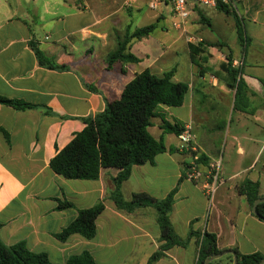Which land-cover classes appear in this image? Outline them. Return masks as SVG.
Returning a JSON list of instances; mask_svg holds the SVG:
<instances>
[{
  "label": "crops",
  "instance_id": "1",
  "mask_svg": "<svg viewBox=\"0 0 264 264\" xmlns=\"http://www.w3.org/2000/svg\"><path fill=\"white\" fill-rule=\"evenodd\" d=\"M149 2L0 0V95L36 106L20 111L0 105V239L5 245L24 242L29 251L46 253L55 264H66L85 251L97 264L149 263L163 244L158 213L152 206L132 212L117 208L112 193L119 170L105 169L98 180H69L50 164L86 128L83 119L103 112L106 100L120 98L138 75L147 69L157 76L175 70L173 81L189 86L184 104L162 106L149 128L168 150L152 164L133 167L123 197L131 201L134 194L146 193L162 200L177 189L171 222L180 238L187 239L191 229L207 232L217 236L221 251L264 255V222L239 193L249 179L261 184L264 195V0H237V15L190 5L181 29L173 25L171 5L153 9ZM168 13L175 17L172 27L161 23H167ZM237 17L244 40L239 38ZM151 24H158L152 34L130 43L141 63L125 66L126 73L122 63L108 71L106 58L118 39ZM33 37L48 56L70 70L41 67L30 47ZM190 44H202L207 51L208 61H198L202 69L191 60ZM229 55L247 86L239 110L237 90L211 72ZM165 121L192 127L203 171L212 160L222 161L224 184L212 201L186 179L191 156L180 150L178 135L164 133ZM64 202L73 207L60 209ZM100 202L105 210L97 219L95 238H57L80 210ZM199 250L195 236L154 264H199Z\"/></svg>",
  "mask_w": 264,
  "mask_h": 264
},
{
  "label": "trees",
  "instance_id": "2",
  "mask_svg": "<svg viewBox=\"0 0 264 264\" xmlns=\"http://www.w3.org/2000/svg\"><path fill=\"white\" fill-rule=\"evenodd\" d=\"M224 12L231 14L226 7H219ZM158 24H151L138 29L134 34L127 33L118 39L117 47L111 51L107 58V70L112 71L116 63L125 66L139 64L141 60L130 51V43L134 38H142L152 34ZM239 38L244 40L245 30L237 17ZM215 46H227L215 44ZM30 47L37 56L39 65L49 70L67 71L70 67L57 63L55 57L48 56L40 47V43L34 39L30 41ZM190 56L193 64L202 69L198 63L203 59L208 61L207 51L203 45H189ZM212 75L219 80H224L229 87L235 88V109L239 110L238 102L244 98L247 86L242 78V71L233 67L232 57H227V62L222 63L219 70L211 71ZM175 70L166 72L163 76L152 74L145 70L126 86L120 98L106 100V108L103 112L84 118L86 128L75 135L74 139L51 161V169L58 175L69 180H98L103 170L117 169L119 174L114 178L115 190L112 199L119 210L132 212L138 208L152 206L157 210L158 223L161 227V240L163 244L151 257L148 264H154L164 257L165 252L175 246H187L191 238L197 236L200 239L199 264L215 255L221 254L217 245V236L205 232L198 234L192 229L187 239L180 238L171 222V214L175 206L177 189L173 190L165 199L156 200L146 193H138L132 196L131 201H126L122 194L123 184L131 177L134 166H142L154 163L155 158L168 149L164 139L157 140L149 132L152 119L158 116L162 106L180 107L184 104L185 95L189 86L173 81ZM204 71L201 70V74ZM264 86V81H260ZM91 89L93 87L89 86ZM0 105L9 106L16 110L25 111L34 109L36 106L21 100H13L0 95ZM164 133L180 135L184 126L178 123L164 122ZM7 135V134H6ZM8 136V135H7ZM202 161L204 159L202 158ZM239 193L245 195L253 208L257 201L264 199L261 193V184L249 179L239 186ZM70 202L61 203L59 208H71ZM104 202L82 209L79 215L61 234L57 235L60 240H67L73 234H79L86 239H93L97 234V219L104 212ZM257 218L264 222V202L256 207ZM2 225L0 224V229ZM239 258V264H260L264 261L261 253L243 255L235 250ZM226 259L213 261L211 264H225V260L233 262V255H227ZM0 264H55L46 253H33L28 250L24 242L12 246L5 245L0 239ZM66 264H97L92 254L88 251L80 255L72 256Z\"/></svg>",
  "mask_w": 264,
  "mask_h": 264
},
{
  "label": "built area",
  "instance_id": "3",
  "mask_svg": "<svg viewBox=\"0 0 264 264\" xmlns=\"http://www.w3.org/2000/svg\"><path fill=\"white\" fill-rule=\"evenodd\" d=\"M236 2L237 0H150L149 3L153 9L163 3L171 5L176 15V21L173 25L175 28L181 29L189 19L188 6L190 5L203 8L229 7L235 9ZM184 128L178 138L180 140V150L191 156V161L186 169V179L200 186L212 201L217 190L224 184L221 176L222 161L220 159L212 160L208 164L207 171H203V155L196 145L192 127L186 125Z\"/></svg>",
  "mask_w": 264,
  "mask_h": 264
},
{
  "label": "water",
  "instance_id": "4",
  "mask_svg": "<svg viewBox=\"0 0 264 264\" xmlns=\"http://www.w3.org/2000/svg\"><path fill=\"white\" fill-rule=\"evenodd\" d=\"M264 202V199H261L259 201L256 202L255 206L253 207V212L256 213V207L258 204ZM227 255H233L234 259H233V262L234 264H239V258H238V255L237 253L234 251V250H227L221 254H218V255H215V256H212L210 257L205 264H211L213 261L215 260H219ZM260 264H264V261H262Z\"/></svg>",
  "mask_w": 264,
  "mask_h": 264
},
{
  "label": "rangeland",
  "instance_id": "5",
  "mask_svg": "<svg viewBox=\"0 0 264 264\" xmlns=\"http://www.w3.org/2000/svg\"><path fill=\"white\" fill-rule=\"evenodd\" d=\"M189 7V6H188ZM203 8V7H202ZM229 11H230V13L231 14H235V15H237V11H236V9H238V7H236L235 9L234 8H229V7H226ZM203 9H205V8H203ZM239 11V10H238ZM174 15L172 16L170 13H168L167 14V19H168V21H167V23H165L164 21L163 22H161L162 24L164 23L167 27H172V20H174ZM201 20L202 21H204L205 20V18L204 17H201ZM156 36V35H155ZM116 47H117V44L115 45V49H116ZM227 263L228 264H232L230 261H227Z\"/></svg>",
  "mask_w": 264,
  "mask_h": 264
}]
</instances>
